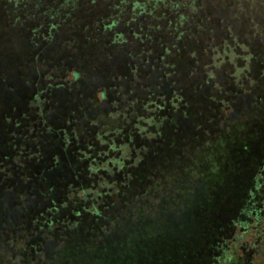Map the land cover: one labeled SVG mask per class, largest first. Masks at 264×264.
I'll return each instance as SVG.
<instances>
[{
	"label": "trees",
	"instance_id": "obj_1",
	"mask_svg": "<svg viewBox=\"0 0 264 264\" xmlns=\"http://www.w3.org/2000/svg\"><path fill=\"white\" fill-rule=\"evenodd\" d=\"M0 1L7 12L17 8L20 2ZM133 1L137 4L139 0ZM159 1L141 0L146 5H156ZM95 4L96 1L88 5L81 2L79 6ZM85 10L92 11L88 7ZM93 15H88V22ZM67 17L65 22L59 13V22L77 28L68 43L59 44L60 60L54 71L59 75V85H45L43 67L48 64L44 62L47 55L43 66H38L33 75L26 69L32 60L28 63L25 57L31 51L45 48L41 43L46 44L51 36L41 43L20 41L16 48L14 40L11 41L16 37L13 34L10 40L13 55L4 52L0 59V72L9 75V86H3L0 77V110L5 114L0 117V190L7 195L15 184L26 189L24 192L30 197L25 201L23 195L17 196V203L8 198L5 201L6 208L18 211L9 216L0 214V264H60V259L48 248L51 242L63 246L69 241L71 246L73 241L85 250L98 249L97 252L106 250L107 245L114 248L113 241L121 240L124 227L132 224L130 221L139 214L143 201L149 205L160 200L158 186L153 184L170 178L175 185H190L189 172L199 174L201 168H206L200 154L184 157L198 147L182 148L184 134L191 131L195 142L201 136L209 142L210 154L217 163L222 155L225 157L227 168L221 175L230 186L236 182L244 181V184L238 190H229L230 186L224 189L225 194L238 199L233 208L216 210L217 193L211 189L205 193L207 215H201L200 208L197 213V209L193 213L183 209L186 222L182 223L183 229L181 223L177 227L180 239L189 233L192 246L182 243V239L169 263L163 262L166 255L159 254L155 264H264V200L260 208L248 215L252 217L250 221H237L248 207L243 205L247 201L243 195L251 194L248 191L252 176L264 170V68L258 73L257 65L254 79L246 77L241 83H232V90L220 91L224 95L221 94L219 105H215L212 93L207 92L217 87H204L209 84L208 79L192 83L183 76L196 72L193 60L184 58V49L175 54V63H165L171 53L169 48L152 57L144 55V59L135 50L126 51L123 60L119 56L114 60L119 62L120 58L125 62H120L121 72L113 67L116 74H123L114 79V74L102 75L92 62V53L97 50L121 46L111 29L113 24L108 26L103 20L101 27L95 26L102 32L89 33L84 43L80 41L83 34L78 28H87L88 22L75 25ZM86 18L83 13L82 19ZM180 40L178 36L176 41ZM64 45L69 46L67 53ZM68 71L75 74L76 80L63 79ZM138 71L144 75L142 81L132 78ZM101 83L105 85L103 90L97 88ZM41 88L49 92L50 113L49 110L47 115L41 113L42 124H34L32 128L28 122L32 110L30 99ZM226 93L230 96H225ZM235 101L237 107H231ZM254 102L257 107L250 108ZM119 103L127 107L125 114L114 109ZM212 103L217 107H212ZM243 107H249L251 114L245 117L248 124L241 126L242 119L236 113L244 111ZM221 110L227 114L221 116ZM146 114L149 116L145 117ZM11 120L25 126L20 132L15 130V134ZM118 137L123 144H116ZM174 155H180L178 161ZM51 177L55 184L59 181L57 187L47 191L29 190L34 183H48ZM115 178L117 184L111 183ZM210 179L215 178L210 176ZM215 180H222L221 176ZM246 190L247 194L239 193ZM146 208L144 205L143 209ZM216 215V222L221 218L222 221L213 227ZM226 217L231 218L227 221ZM231 221L237 229L235 234L228 233ZM172 240L173 248L174 234ZM203 240H206L205 251L200 249ZM242 252H246L245 258ZM238 258L240 262H236Z\"/></svg>",
	"mask_w": 264,
	"mask_h": 264
},
{
	"label": "rangeland",
	"instance_id": "obj_2",
	"mask_svg": "<svg viewBox=\"0 0 264 264\" xmlns=\"http://www.w3.org/2000/svg\"><path fill=\"white\" fill-rule=\"evenodd\" d=\"M93 1H96L95 5L87 6L92 11L85 10L87 8L85 5L82 6L85 8L79 6L81 2L88 5ZM153 4L146 5L141 0L137 4L133 0H70L67 3L64 0H20L17 8H11L10 12H7L5 11L6 9L3 10V6L0 3V27L3 28V33L0 31V59L4 57L2 56L4 52L13 55L10 43L13 40V45L17 48L20 41L27 39L35 43H41L44 38L48 39L51 36V40H48L46 44L41 43L45 48H40L34 52L31 51L25 57L28 63L32 60V63L28 64L26 69L29 74L33 75L38 66L42 67L43 63L47 62L48 64L43 67L45 85H59V75L54 72L56 71L55 65L60 60L61 50H59V44L61 42L68 43V40L71 39V34L74 32L73 30L77 28L71 27V24L63 25V23L59 22V13L60 16L65 18V22L68 15V22L73 19L75 25L87 23L88 15L93 13L91 21L87 24L88 27L78 28L82 32L78 33L83 34L80 41L86 43V37L89 36V33L95 35L102 32L101 28L98 27H101L100 24L104 20L107 21L108 26L113 24L111 29L116 32L121 45L114 48L107 46L102 51L97 50L92 53L93 66L102 75L114 74V79L119 78L120 75L123 76V74H116L113 67L115 70L116 68L120 70V62L125 63L120 58L123 60V53L125 52L126 54V51L135 50L144 59V55L152 57L158 52H163L165 48H169L171 53L165 63H171L172 61L175 63L177 59L175 54L178 50L184 49V58L193 60V68H195L196 72L190 76L188 74H183V76L188 77L189 82L192 83L204 78L208 79L209 84L207 86L204 85V87H217V90L211 89V91L207 90V92L212 93L211 96L215 100V105H219L222 95H224L220 91L227 92L226 90H232V83H241L246 77L254 79L257 65L259 66L258 73L261 69L263 70L264 0H161L156 5ZM105 6L111 7L107 9ZM83 13L87 16L86 19H82ZM59 24L64 28L61 29ZM51 26H55V28ZM18 32H22V34H17ZM12 35L16 37L12 39ZM178 36L181 37L180 41H176ZM64 46V51L67 53L69 46ZM120 51H122V54H119ZM148 52H150L149 55L147 54ZM46 55L47 58L43 62V58ZM117 56L120 57L119 62H114ZM33 60L38 63L34 64ZM71 72H65L63 79L76 80L75 74ZM140 73L138 71V74L132 75V78L142 81L144 75L141 76L142 73ZM0 74L3 79V86H9L7 83L9 75L4 72H0ZM134 80H132V83ZM117 82H120V80ZM97 88L103 90L105 85L101 83L97 85ZM113 93L117 95V90H114ZM48 94L49 92L41 88L36 90L33 98L30 99L32 110L29 116L30 121L28 119V122L30 126L32 125V128L34 124H42L41 113L47 115L46 112L48 110L50 113L51 105L49 104L50 97ZM227 94L225 96H230ZM97 96L100 97V93H97ZM212 105L217 107L213 103ZM237 105L238 103L235 101L231 104V107L235 108ZM256 107L257 104L255 102L250 106V108ZM126 108L125 105L121 104L115 106L114 109L121 114H125ZM246 108L243 107L244 111ZM248 109L249 107L246 113L242 109L236 113L242 119V122L239 123L241 126L248 124V120L245 118L250 117L251 113ZM220 113L221 116L227 114L223 110ZM4 115L3 111L0 110V117H4ZM148 116L147 114L145 115V117ZM217 124L219 125L220 122H217ZM11 125L15 134L17 133L15 130L18 129V132H20L25 126L20 121L15 122L14 120H11ZM36 129L35 127L34 133ZM184 140L182 148L188 149V147L196 148L198 146L193 153L184 154V157L190 158L195 154H200V157L204 158V166H206V168H201L199 174L198 171L189 172L188 183L190 185H175L170 182V178L167 179L169 182L160 181L159 183L155 180L156 183L153 182L155 183L153 186H158V197L160 200L164 197V203L159 200L158 202L152 201L148 205L146 201H143L139 214L134 215L130 221L132 224L124 227L121 240L113 241L114 248H109V245H107L108 248L106 250L97 252L98 249L92 250L89 248L85 250L73 241L71 246H69V241L63 246H59L54 242L49 243V250L53 255L57 256V259H60V264H155L159 254L166 255L163 262L169 263V259L173 258L174 252H176V245L181 244L182 239V243L185 244L186 242L192 246V239L188 237L189 233L188 236H181L180 239V231H178L177 226H179L178 223H181L183 229L182 223L186 222V210L193 213L197 208H200L201 215H207L208 212L205 210L207 202L205 199L206 192L211 191V189L216 191V210L226 206L229 209L233 208L234 203L238 199L225 194L224 189L230 184L228 179L223 178L221 175L223 170L227 168L225 157L222 155L217 163L213 157L214 155L211 156L210 154L209 142L202 136L200 140L195 142L196 138H194L192 131L191 134L189 132L184 134ZM116 144H123L120 142L119 137ZM179 156L174 155L173 158L178 161ZM186 172L188 173V168ZM113 173L116 174V172ZM159 173L161 176V171ZM257 173L258 171L252 176L249 191L239 192L245 194L248 191L251 194L243 195V198H247L246 203L244 202L243 205L247 204L248 207L244 216L242 218L239 216L240 219L237 221H250L252 217L249 218L248 215L262 206L261 204L264 200V170L258 173L259 178H256ZM210 176L215 179L221 176L222 180H211ZM110 182L117 184L116 178ZM58 183L55 184L51 177L48 183L37 182L28 188L33 190V192L42 189L47 191L57 187ZM243 184L244 181L236 182L228 189L238 190ZM13 186V190L11 192L7 191L9 193L7 195L3 190H0V214L9 216L14 212L12 207L6 208L5 201L7 198L15 203H17V196L20 198L23 195L25 201L30 198L24 192L27 191L26 189L17 187L15 184ZM144 205H147L146 209H143ZM183 209L186 210L183 211ZM17 211L14 214H17ZM217 216H215L213 227L218 223L219 225L221 224L222 218L217 223ZM230 218L226 220L229 221ZM230 226L231 230L229 228L228 233L234 232L235 234L237 229L232 221ZM173 234L176 236V240L172 248ZM207 237H210L209 234H207ZM205 242L206 240L201 242L203 243L200 246L202 251L206 250L204 247L206 245ZM78 255L82 257H78ZM246 256V252L243 253L242 257L245 258ZM240 261L241 258H238L236 262ZM246 261L248 262V260Z\"/></svg>",
	"mask_w": 264,
	"mask_h": 264
}]
</instances>
